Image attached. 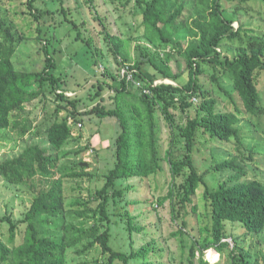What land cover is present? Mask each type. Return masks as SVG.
I'll use <instances>...</instances> for the list:
<instances>
[{"label":"trees","instance_id":"trees-1","mask_svg":"<svg viewBox=\"0 0 264 264\" xmlns=\"http://www.w3.org/2000/svg\"><path fill=\"white\" fill-rule=\"evenodd\" d=\"M23 1L37 24L35 33L30 35L42 43L43 66L35 70L15 67L10 59L15 49L13 36L5 33L4 40L11 44L0 54V129L19 126L18 134L23 136L30 125L28 122L20 125L17 121L11 123L12 112L22 109L25 103L40 95L43 96V101L51 95L56 102L53 120L46 128L51 149L61 151L70 141H79L81 136L72 135L68 119L76 121L81 114L115 118L120 130L113 142L114 164L103 175L104 184L94 190L90 199H77L69 204L80 206L75 214L83 219L78 223L65 221L68 207L65 203L63 179L89 177L92 176L90 172L83 171L84 168L79 166L81 171L70 169L67 173L55 176L52 170L56 167L59 155L49 154L37 144L28 145L18 156L0 162V174L7 181L29 184L36 189L23 217L19 220L12 219L10 215L0 218L9 223L11 241L16 237L20 223L24 224L20 243L8 246L0 241V264H65L67 249L79 244L81 247L75 250L79 255L96 244L99 245L100 254L96 264H134L132 262L138 259L139 264H161L150 258L153 247L148 244L129 252L113 248L107 204L110 198L115 199L123 193L122 189L116 187L117 180L133 176L143 180L156 175L163 170V159L169 165L171 182L168 193L158 197L156 201L161 206L166 199H170L172 218L181 220L182 224L175 234H182L187 226L184 216L188 213V204H192V211H196L197 203L193 201V196L197 188L203 186V213L198 216L204 221V225L199 229V238L194 239L190 247L187 264H194L196 252L200 253L197 264H211L203 255L210 248L219 253L227 250L232 264H257L252 263L250 254L237 244L230 246L229 239L235 241L237 236L264 231V180L252 178L243 181L239 179L241 175L237 172L236 176L230 177L232 183L231 180L219 182L216 188L211 189L198 174L193 158L199 131L211 139H234L242 145L240 115L264 113L257 87L258 75L264 72V35L247 37L245 44L238 46L236 53L227 49L224 54L221 50L225 40L239 38L242 33L240 24L237 28L233 26L235 19L226 12L224 1L243 3L249 0H136L143 7L144 38L156 48L171 45L174 52L184 56L185 66L182 70L175 71L170 53L161 58L156 50L151 53L144 47L140 48L131 65L126 64L129 60V53H124L126 43L121 38H116L115 42L114 37L106 33L105 38L110 40L111 49L121 56L118 62L132 70V78L138 80L142 87H150L151 94L142 92L133 80L122 76L119 78V85L113 84L116 80L114 77H111L113 82L108 79L99 80L91 99L99 97L100 101L103 100L102 91L106 86L112 88L114 101L110 105L98 101L84 112L80 110L81 99L77 94L68 96L64 93L67 88L61 85L62 79L55 72L57 62L48 48L53 36L47 30L49 26H45L50 24V17L54 12L38 8L35 5L37 0ZM130 1L125 0L121 4L125 6ZM260 1L264 3V0ZM210 63L213 71L209 77L235 104L234 111H217V99L203 88L200 82L202 67L203 64ZM184 73L187 80L183 83L151 85L159 78L177 83V79ZM222 75L230 79L244 112L236 105L232 94L220 84ZM33 86L34 89L31 88ZM193 96L201 97L197 105L190 99ZM127 97L132 99L127 100ZM170 108H178L181 112L193 108L194 114H188L185 123L178 124L169 112ZM63 110L65 114L59 118L58 113ZM159 112L164 115L170 133L169 147L165 150L164 157L158 149L156 118ZM251 123L255 129L260 130L258 153L264 167V127L255 121ZM176 143H181L182 149H177L178 152L172 148ZM86 146L75 153L83 151ZM244 156L252 159V154ZM223 167L242 170L233 160L216 165L218 170ZM182 174L183 181L176 184V178ZM133 188V185L127 187L129 190ZM95 201L97 204L94 207L89 206L90 202ZM180 208L183 210L181 215ZM122 216L126 219L129 231L139 230L127 211ZM57 218L61 219L60 224L56 223ZM91 218L94 219L93 223L86 225ZM57 226L61 229L60 234L46 229H55ZM235 229H239L240 233H234Z\"/></svg>","mask_w":264,"mask_h":264},{"label":"rangeland","instance_id":"rangeland-1","mask_svg":"<svg viewBox=\"0 0 264 264\" xmlns=\"http://www.w3.org/2000/svg\"><path fill=\"white\" fill-rule=\"evenodd\" d=\"M125 0H37L35 5L38 8H47L54 14L50 17V24L45 25L52 35L51 44L48 48L53 54L57 67L55 69L62 79V86H66L65 91H75L78 98L81 99L80 110L82 112L89 110L98 101L105 105H110L114 101V92L112 88L106 87L102 91V99L99 97L92 100L91 96L97 89V81H112L111 77L116 79L113 84L119 85L121 77L122 63L120 54L117 55L111 49L110 40L105 38L109 33L116 38H121L126 44L124 53H129V60L126 64H132L140 52V48H147L151 53L156 50L161 58L166 53L172 55V67L175 71L182 70L185 66L183 55L174 52L171 45L154 47L143 36L144 28L142 26L143 7L131 0L125 6L121 3ZM77 7V8H76ZM226 12L232 16L235 21L234 27L242 26V33L239 38L227 41L221 46L225 54L227 49L236 53L238 46L244 45L247 37H260L264 35V3L260 0H249L243 3L237 1H224ZM62 8L64 11H62ZM79 11H78V10ZM79 12V13H78ZM36 21L30 15L23 0H0V54L3 49L10 46L11 42L4 40V35L13 36L14 51L10 57L13 65L17 68L40 69L43 66L42 43L36 41L31 35L35 33ZM243 31H248L244 33ZM31 34V35H30ZM80 35V36H79ZM113 40V41H114ZM150 68V67H149ZM203 72L200 75V82L206 90H209L210 96L217 99V111H234L235 104L219 89L218 84L209 77L212 73V63L203 64ZM120 75V76H119ZM170 79H164L169 81ZM187 80L184 73L177 83H183ZM172 81V80H170ZM173 82V81H172ZM220 84L226 88L234 97L236 105L244 112V107L233 89L230 79L222 75ZM257 87L261 94L262 104L264 106V72L258 75ZM34 89L35 87H31ZM115 91V90H114ZM39 96L34 100L27 102L20 110L12 112V122L18 124L27 123L30 128L20 136L18 128L0 129V162L5 159L18 156L22 150L28 146L37 144L45 148L49 154L59 155L56 167L52 170L56 175L72 171L90 172L92 176L83 178H64L63 190L65 194V221L78 223L82 217H77L75 210L80 206L72 205L74 200H88L96 188L104 184L103 175L108 169L113 167L114 139L120 128L115 118H98L96 115L81 114L78 120L69 118L72 135H80L79 141H70L61 151L51 149L46 136V128L53 120V111L56 102L51 95L45 98ZM132 98L127 97V100ZM194 104H198L201 97H191ZM169 112L174 116L178 124H184L187 115H193L194 109L188 108L186 112H181L178 108H170ZM65 111L58 113L62 117ZM57 117V118H58ZM240 126L242 128V145H239L234 139L224 141L220 139H211L207 134L199 131L194 145V164L199 175L202 176L205 183L211 189L216 188L219 182L229 181L236 173H240V180L246 181L252 178L264 180V167L261 164V155L258 153L260 130L255 129L252 121L258 122L264 127V113L257 115L241 114ZM81 123V126H78ZM156 128L158 131V149L160 155L164 157L165 150L169 147V128L168 123L162 113L157 114ZM181 143L173 145L174 151L181 148ZM86 148L79 153L76 150L81 147ZM69 151V152H68ZM67 152L68 154H63ZM252 154V159L245 158ZM233 160L242 170L236 168H216L223 161ZM163 170L146 179H140L133 176L128 179L117 180L116 187L122 189L121 196L115 199L110 198L107 209L109 216V227L111 238L110 242L113 248L129 252L136 250L144 244H148L153 251L150 252V258L155 263L161 264H187L190 255V247L194 239L199 238V229L204 225L199 216L203 213L202 191L203 186L197 188L193 201L197 203L196 211H192V204H188V213L184 218L187 226L182 234L178 229L182 227L181 220L172 218L171 201L166 199L161 206L157 204V198L168 193L171 182L169 165L165 159L162 161ZM231 177V178H230ZM184 174L177 177L176 184L183 181ZM134 186L133 189H127L128 186ZM36 189L29 184H15L7 181L0 174V218L4 215H10L12 219L19 220L30 207ZM97 202H90L89 206L94 207ZM128 212L133 218V224L139 227V230L127 229L126 219L122 213ZM182 208L179 214L181 215ZM61 219L57 218L56 223L60 224ZM94 219H89L86 225L93 223ZM55 223V224H56ZM24 224L20 223L16 237L11 241L9 223L0 220V241L13 246L21 242L22 229ZM49 232L56 231L60 234V227L46 228ZM234 233H240L235 229ZM230 240V246L237 244L244 251L250 254L252 263L264 264V231L260 233L245 234L237 236L236 240ZM77 247H81L79 244ZM68 248L65 258V264H96L99 257V245L93 246L86 253L79 255L75 252L76 248ZM204 259L211 264H232L228 251L219 253L213 248L204 251ZM199 252L195 253L194 264H197ZM140 260L132 263L139 264ZM119 264V263H117Z\"/></svg>","mask_w":264,"mask_h":264},{"label":"built area","instance_id":"built-area-1","mask_svg":"<svg viewBox=\"0 0 264 264\" xmlns=\"http://www.w3.org/2000/svg\"><path fill=\"white\" fill-rule=\"evenodd\" d=\"M122 69H121V76L122 77H125L127 80H133L135 83H136V85L139 87V88H141V91L142 92H144V93H146V94H151V90H150V87H142L141 85V83L138 81V80H134L133 78H132V74H131V69L127 66V65H122V67H121ZM161 83H174V82H172V81H164V79H156L151 85L152 86H155V85H158V84H161ZM66 95H68V96H72V95H74L75 94V92H72V91H65L64 92ZM78 126H81V123H78Z\"/></svg>","mask_w":264,"mask_h":264}]
</instances>
